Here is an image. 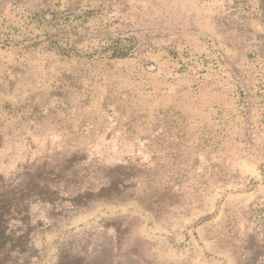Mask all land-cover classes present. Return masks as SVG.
I'll return each mask as SVG.
<instances>
[{"label":"rangeland","instance_id":"rangeland-1","mask_svg":"<svg viewBox=\"0 0 264 264\" xmlns=\"http://www.w3.org/2000/svg\"><path fill=\"white\" fill-rule=\"evenodd\" d=\"M4 185L0 264H264V0H0Z\"/></svg>","mask_w":264,"mask_h":264},{"label":"trees","instance_id":"trees-1","mask_svg":"<svg viewBox=\"0 0 264 264\" xmlns=\"http://www.w3.org/2000/svg\"><path fill=\"white\" fill-rule=\"evenodd\" d=\"M125 55H117L122 58ZM10 186L0 189V260L9 258L13 253L26 254L33 225L30 208L34 200H42L41 193L33 190L24 193L17 189L10 191Z\"/></svg>","mask_w":264,"mask_h":264}]
</instances>
